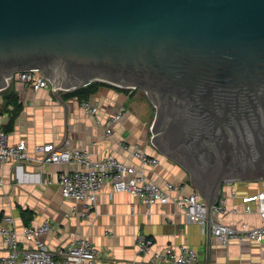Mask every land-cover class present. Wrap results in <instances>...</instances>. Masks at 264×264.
<instances>
[{
    "label": "water",
    "instance_id": "obj_1",
    "mask_svg": "<svg viewBox=\"0 0 264 264\" xmlns=\"http://www.w3.org/2000/svg\"><path fill=\"white\" fill-rule=\"evenodd\" d=\"M39 70L54 92L140 89L149 139L210 213L227 180L264 179V0H0V93Z\"/></svg>",
    "mask_w": 264,
    "mask_h": 264
},
{
    "label": "crops",
    "instance_id": "obj_2",
    "mask_svg": "<svg viewBox=\"0 0 264 264\" xmlns=\"http://www.w3.org/2000/svg\"><path fill=\"white\" fill-rule=\"evenodd\" d=\"M11 86L23 105L9 130L11 114L5 109L0 93V126L8 129L11 143L25 140L29 152L34 154L35 144L63 146L65 138L70 137L74 146L86 147L93 160L113 154L127 164L137 162L134 152L141 149L159 159L157 164L145 169L147 175L160 185L171 181L176 187L169 202L146 204L127 191L111 196L113 187L107 183L99 193L96 214L85 218L70 213L75 201L64 197L58 180L61 171L74 170L78 165L33 160L0 165V220L8 214L14 216V223L9 225L19 232L21 247L29 246L22 232L26 226L50 219L53 230L42 235V239L58 260L62 259L61 251L72 241L87 234L99 250V257L93 264H132L136 259L137 236L145 234L154 238V248L192 246L198 253L197 264H264V242L233 240L224 245L212 232L214 222L236 228L243 223L263 224L258 201L246 199L264 191V179L225 181L219 203L224 204L226 210L212 209L210 230L207 223L190 222L176 200L197 189L191 183L190 171L149 139V127L156 109L145 94L124 91L115 84L102 85L91 99L99 108L97 114L92 115L85 112L77 98H63V93L70 90L59 92V95L52 85L35 90L16 76ZM122 108V117L112 124V133L107 134V120ZM120 141H124L127 148L122 147ZM248 204L251 212L246 211ZM25 212L28 213L25 215ZM8 248L6 238L0 234V258ZM151 254L147 253L140 260L148 264Z\"/></svg>",
    "mask_w": 264,
    "mask_h": 264
},
{
    "label": "built area",
    "instance_id": "obj_3",
    "mask_svg": "<svg viewBox=\"0 0 264 264\" xmlns=\"http://www.w3.org/2000/svg\"><path fill=\"white\" fill-rule=\"evenodd\" d=\"M15 76L18 80L32 85L35 90L51 86L50 80L39 70H22L16 72ZM81 105L88 114L96 115L99 110L98 105L91 99L83 100ZM123 112L122 108L107 120V134L112 133V124L120 120ZM120 145L127 148L124 141H120ZM34 152V154L29 152L25 140L11 143L9 133L0 126V165L28 160L39 163L78 165L74 170L61 171L58 174V180L64 197L75 201L70 213L85 218L96 214L99 193L107 183H111L113 187L111 196L118 191H127L146 204L169 202L173 198L172 191L176 188L171 181L160 185L147 175L145 169L157 164L159 159L141 149L134 152L137 162L132 164L123 163L113 154H109L102 160H93L89 150L86 147L74 146L70 137L65 138L63 146H56L53 143L35 144ZM251 199L258 201V212L263 224L249 226L243 223L241 227L236 228L214 222L212 232L220 243L228 245L233 240L264 242V191L246 200ZM176 201L190 222L206 225L208 205L199 192L193 191L181 195ZM212 209L218 212L226 210L221 203L213 205ZM246 211H252L249 204ZM14 221V216L10 214L0 220V234L6 238L9 246L7 253L0 258V264H93L99 257V250L86 234L72 241L66 249L61 251L62 259L58 260L47 242L42 239V235L53 230L50 219L26 226L22 232L29 241V246L21 247L19 232L9 225ZM154 247L153 237L139 234L135 244L136 259L132 264H146L140 258L150 252L152 254L148 264H197V250L190 245H168L161 249Z\"/></svg>",
    "mask_w": 264,
    "mask_h": 264
},
{
    "label": "trees",
    "instance_id": "obj_4",
    "mask_svg": "<svg viewBox=\"0 0 264 264\" xmlns=\"http://www.w3.org/2000/svg\"><path fill=\"white\" fill-rule=\"evenodd\" d=\"M106 84L113 85L105 81L95 80L85 86H81V87L72 89L70 91L64 92L62 96L64 99L69 98V97H75L79 101L82 102L85 99H92L95 96V94L98 92L99 88L102 85H106ZM122 90L128 92L130 90H140V89L124 88ZM1 94L3 95L4 101L6 104L5 109H7L11 114V120H10L11 124L8 128L10 130L13 127L16 118L20 115L23 109V105L20 102L17 92L12 88V86H9L6 89L2 90ZM9 106H12V109H9ZM27 213L28 212H25L24 214L26 215Z\"/></svg>",
    "mask_w": 264,
    "mask_h": 264
},
{
    "label": "rangeland",
    "instance_id": "obj_5",
    "mask_svg": "<svg viewBox=\"0 0 264 264\" xmlns=\"http://www.w3.org/2000/svg\"><path fill=\"white\" fill-rule=\"evenodd\" d=\"M135 92H137V93H143V94H145V92L144 91H142V90H135ZM146 95V94H145Z\"/></svg>",
    "mask_w": 264,
    "mask_h": 264
}]
</instances>
